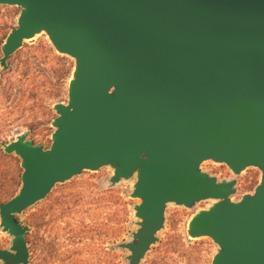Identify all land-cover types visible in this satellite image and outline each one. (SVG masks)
<instances>
[{
    "label": "water",
    "instance_id": "obj_1",
    "mask_svg": "<svg viewBox=\"0 0 264 264\" xmlns=\"http://www.w3.org/2000/svg\"><path fill=\"white\" fill-rule=\"evenodd\" d=\"M20 8L4 62L45 34L74 60L67 104H55L49 149L20 134L2 144L20 160V187L0 205L12 238L2 264H29V228L17 219L58 184L110 168V186L135 179L137 229L126 250L140 264L157 243L168 205L212 201L188 223L209 238L211 264H264V0H0ZM204 162L240 175L261 173L234 202L235 180L218 181Z\"/></svg>",
    "mask_w": 264,
    "mask_h": 264
},
{
    "label": "rangeland",
    "instance_id": "obj_2",
    "mask_svg": "<svg viewBox=\"0 0 264 264\" xmlns=\"http://www.w3.org/2000/svg\"><path fill=\"white\" fill-rule=\"evenodd\" d=\"M19 14L20 8L0 5V143L8 144L25 134L46 150L52 144L51 123L56 117L52 107L68 102L74 60L57 54L42 33L24 42L1 64L2 45L16 28ZM201 171L218 181L235 180L234 202L253 194L261 178L256 168L235 176L227 166L212 162H204ZM112 173L108 167L84 171L56 185L43 201L17 217L29 228V264H71L69 257L80 255L79 251L91 264H128L129 253L118 245L129 242L138 228L133 212L138 200L130 198L135 179L112 187ZM211 204L200 202L190 209L168 205L158 241L140 264H211L217 245L209 238L187 235L191 218ZM11 241L0 228V249L8 250Z\"/></svg>",
    "mask_w": 264,
    "mask_h": 264
},
{
    "label": "trees",
    "instance_id": "obj_3",
    "mask_svg": "<svg viewBox=\"0 0 264 264\" xmlns=\"http://www.w3.org/2000/svg\"><path fill=\"white\" fill-rule=\"evenodd\" d=\"M21 173L20 160L4 153L0 143V205L15 195L16 188L19 189Z\"/></svg>",
    "mask_w": 264,
    "mask_h": 264
},
{
    "label": "flooded vegetation",
    "instance_id": "obj_4",
    "mask_svg": "<svg viewBox=\"0 0 264 264\" xmlns=\"http://www.w3.org/2000/svg\"><path fill=\"white\" fill-rule=\"evenodd\" d=\"M26 242L28 244L27 234H26ZM77 251H79V250H77ZM91 251H92V249H91ZM79 252H80V255H74L73 254V255H71L69 257L70 263L71 264H91L90 262H87L88 261L87 260V255H86V258H83L82 251H79ZM83 252H86V250H84ZM76 258H79V259L81 258V259L80 260H77Z\"/></svg>",
    "mask_w": 264,
    "mask_h": 264
}]
</instances>
